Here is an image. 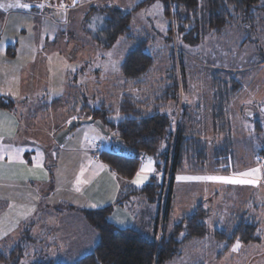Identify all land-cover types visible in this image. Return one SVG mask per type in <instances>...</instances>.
<instances>
[{"label": "rangeland", "instance_id": "rangeland-1", "mask_svg": "<svg viewBox=\"0 0 264 264\" xmlns=\"http://www.w3.org/2000/svg\"><path fill=\"white\" fill-rule=\"evenodd\" d=\"M141 1L98 0L72 9L68 13L60 7H53L56 10L48 11V14L53 17L52 20L48 17L29 14L28 12L32 8L29 0H0V77H3L0 84H5L4 90H8L11 95L17 97L13 111L18 115L21 131L25 137L29 135L34 142L41 144L46 141L47 133H53V124L60 118H68L66 113L69 111L72 101L70 98L67 99L66 95H72L74 92H77L75 94L77 95L82 79L87 82L90 88L95 86L99 88L98 82H96L98 79L100 82L103 81L105 89L111 84L121 83L120 62L125 53L135 45L136 39L144 38L148 40L146 50L152 55L155 63L149 73V82L155 83L158 78L164 75L171 64L170 52L173 50L177 55L175 59L183 64L184 71L182 77L180 73V80L182 81L181 91L183 90L184 100L187 99V95L196 93V98L202 101L204 99L202 95L208 94L207 89L211 88L210 86L213 84V77L220 80L222 76L233 75L241 81L242 87L235 97L238 101L235 104L236 99L234 98V104L230 105L229 103V106L225 108L226 113L231 109L230 106L236 108L232 114V122L230 123L227 119L226 125V127H231L230 132L232 133L230 136L232 143L231 165L236 169H243L244 164L252 162L253 164L244 168L243 171L247 172L255 168H260L262 171L263 168L264 174V155L262 153V150L264 152V19L259 16L261 22L252 24V27H247L238 21L221 35L208 31L205 21L202 20V38L198 43L189 45L179 40L175 24H168L170 18L164 14L161 1L150 0L132 12L131 39L119 37L112 46L100 48L86 33L90 26L93 27L92 22L85 26V20L91 11L90 4L94 6L120 4L127 9L126 11H131ZM17 4L29 5V7H9V5ZM203 5L204 1L199 0V6ZM44 10L45 8L42 10V15H46L43 14ZM65 14H68V23L58 24V20L65 19ZM91 14L97 15L94 12ZM97 17L94 16L92 21L97 20ZM168 25L171 31L166 33ZM167 37L173 42L172 49ZM28 62L30 65L25 67L27 74L23 76L24 86L22 89L19 87L16 90L17 84L13 83L12 77L18 80L21 66ZM99 72H102V76H97ZM15 75L16 77H14ZM7 77L10 78V81H7ZM68 90L70 92H67ZM177 90L179 93V88ZM203 101L199 113L202 128L199 126V129L204 130V133L203 137H199L202 141H211L212 143L209 142V146H211L218 142L219 136H223V133L217 136L210 127L211 118L207 110L210 109L211 103ZM194 112L198 118V109L196 108ZM249 112L253 115H248ZM84 124L78 126H87ZM255 126H259L260 130H256ZM174 128L173 126V133ZM210 131L213 133L210 134ZM85 136L87 140L88 136ZM103 140L109 141V139L100 136L98 143ZM103 142L101 144H104ZM113 144L110 142L101 151ZM159 152L162 159L160 168L154 166L153 161L152 165L155 169L161 170L154 171V175L151 177L164 178L166 181L162 193V203L164 204L166 196L169 197L172 192L175 194V187L172 186L175 172L171 169L174 136L167 144H160ZM165 153L164 160L162 157ZM142 154L145 155L143 152ZM207 156L205 164L209 165L211 153ZM146 159L144 158L143 162L147 161ZM136 160L140 163L141 155ZM258 160L260 162H257ZM86 162L88 161H85V164ZM57 166L62 178L71 181L73 189L83 187L84 181L80 176L75 177V174L78 173L76 166L63 165L61 162ZM186 166L190 170L194 167L191 161L184 160L180 168L182 171H176L180 173L177 176H180L181 172H185L183 170ZM229 172L215 170L216 174H228ZM260 175L261 172L255 177L257 183L252 184L251 188L222 181L199 182V180L190 182L189 187L185 185L180 189L181 196L179 198L191 199L199 194L203 205L207 208L205 215L207 236H210V233L213 234L215 229H225L229 232L237 224L238 217L241 215L257 224L260 238L248 243L234 241L227 250V264H264V176L261 178ZM155 178L154 180H156ZM176 179L175 181H177ZM78 180L80 183H77ZM155 182L158 183L157 180ZM168 182H171V186L169 185L167 190ZM175 186L178 187L177 184ZM166 192L168 193L166 194ZM61 193L60 190L59 194ZM58 199L62 198H52L51 201L57 202ZM72 199L74 203H82V198ZM51 201L46 200V203ZM161 207L163 209V205H160ZM159 213L162 215L161 211ZM49 219L51 218L48 216L41 218L38 214H35L34 218L30 217L27 220L28 223L23 226L25 231L20 239L14 236L15 232L11 235L8 233L0 235V250L2 252L7 253L18 244L21 247V254L17 261H2L0 264H34L38 260L48 259L53 262H61L59 259H62L63 262H70L81 257L83 250H65L58 241L57 246H53V237L47 232L51 226ZM210 238L213 236L211 235ZM208 241L209 239H206V245H209ZM215 242L217 243L216 240ZM237 243H239V247L234 250ZM208 248L211 249V247ZM62 250L63 252L60 253ZM186 252L182 253L183 259H186ZM213 253L211 250L206 251L207 255ZM14 255H18V253ZM171 264H179V261L174 259Z\"/></svg>", "mask_w": 264, "mask_h": 264}, {"label": "trees", "instance_id": "trees-1", "mask_svg": "<svg viewBox=\"0 0 264 264\" xmlns=\"http://www.w3.org/2000/svg\"><path fill=\"white\" fill-rule=\"evenodd\" d=\"M149 1L142 0L131 11H125L113 5L94 6L90 4L91 11L85 20V26L92 22L93 27L90 26L86 33L100 48L112 46L119 37L131 39L132 12ZM160 1L164 14L170 18L168 24H175L179 40L189 45L198 43L202 38V20L205 21L208 31L221 35L238 21L247 27H252V24L261 22L259 16L264 19V0H203L202 7L199 6V0ZM79 5L81 4L79 3L75 7ZM91 12L99 14V16L97 17ZM94 16L98 19L92 21ZM168 31H171L169 25L166 28V33ZM167 39L171 43L172 49L173 42L170 38L167 37ZM147 43L148 40L138 38L135 45L125 53L119 64L121 83L111 84L105 89L101 80L103 85L101 90L98 87L90 88L87 82L82 79L78 94L75 95L77 92H74L72 95H66V98H70L72 101L69 111L66 113L67 117L78 115L82 118L99 119L107 131L122 140L123 146L143 152L144 158H151L154 166L161 165L160 144H167L174 136V155H172L171 161L173 172L180 170L184 160L191 161L196 169L204 166L208 157L207 147L212 148L210 153L213 169L228 171L232 158L230 137L232 133L230 132L231 127H226L225 108L238 94L242 87L241 81L233 75L222 76L220 80L213 77V84L210 86L212 91L209 94L211 100L210 127L217 136L222 133L223 136H219L216 144L209 146L211 141L205 142L200 138L203 137L204 132L199 129V126L202 128L201 117L199 119L201 103L199 102L197 107H191L192 105L185 106L181 101V97L184 99L183 90L181 91L182 81L180 80L184 71L182 62L175 59L177 55L172 50L169 68L155 83H150L148 77L155 63L152 55L146 50ZM97 82L99 84L100 80L98 79ZM177 88H179V93ZM0 108L13 111L15 101L8 96L1 95ZM196 108L199 111L198 118L194 115ZM192 112L194 113L192 114ZM63 119L60 118L57 122ZM173 126L175 127L174 133ZM255 129L260 130V127L255 126ZM112 141L115 142V139ZM96 144L90 149V154ZM262 153L264 155L263 150ZM165 156L166 153L162 157L164 160ZM97 159H100L124 179L132 178L138 165L136 158L122 155L107 147L101 151ZM165 182L162 178L157 183L154 177H151L148 183L142 187L136 188L127 185L118 193L115 200L116 204H120L127 197L136 195L144 196L150 202H158V212L162 213V215L159 213L162 218V232L158 240L155 237L147 238L138 229L121 228L114 225L108 217L111 205L96 209H82L81 212L85 220L98 234V241L93 249L69 263L53 262L48 259L38 260L34 264H164L167 260L179 255L187 242L203 239L206 236L205 215L207 208L203 203H198L191 212L182 215L178 221L164 230V222L170 208V196H166L165 203H162ZM169 185L171 186V182L167 183V190ZM160 205H163V209L160 208ZM244 218L243 215L239 216L237 224L229 232L225 229L213 231L212 236L220 245L218 256L227 252L230 245L236 240L248 243L260 238L257 224ZM20 237L21 235L18 239ZM20 248V244H18L7 253L0 250V262L17 261L21 254ZM17 253L18 255H14Z\"/></svg>", "mask_w": 264, "mask_h": 264}, {"label": "crops", "instance_id": "crops-1", "mask_svg": "<svg viewBox=\"0 0 264 264\" xmlns=\"http://www.w3.org/2000/svg\"><path fill=\"white\" fill-rule=\"evenodd\" d=\"M29 1L32 6L31 10L28 12L29 14L37 17H48L53 20V17L48 14V11L56 9L45 8V13L43 14L46 15H38L35 13L38 9L35 5V1ZM96 1L98 0H81V5L79 6H84L90 2ZM113 6L125 11L127 10L120 4ZM65 17L68 18V14H65ZM57 22L58 24H67L68 20H58ZM29 65L30 63L28 62L21 66V71L18 73L20 76L18 80H15V78L11 76L13 83L17 84L16 90H18L19 87L21 89L23 88V76L27 74L25 67ZM99 75L102 76V72L97 74V76ZM14 77H16V75ZM2 80L3 77H0V83ZM7 81H10L9 77H7ZM98 86L99 89L102 90L103 85L101 82ZM4 88L5 84H0V96L4 95L12 98L16 106L17 97L11 95L8 90L5 91ZM192 90L195 91V89ZM211 91L212 88L207 89L208 94L202 95L204 98L202 101L196 98V93L189 95L186 100L181 97V101L185 106L189 104L190 106L192 105L191 107H197L199 102L201 104L204 103L203 100L211 103L209 98ZM20 99L22 100V98ZM232 100L230 105L234 104V98ZM237 101L236 99L235 104ZM230 107L231 109L227 112V119L231 123L232 114L236 111V108L235 106L233 108L232 106ZM207 112L211 118L209 110H207ZM250 112L248 115L251 114ZM193 113L194 112H192V114ZM76 118L82 117L78 115L72 116L54 123L52 126L53 133H47L45 136L46 141L41 144L34 142L29 135L25 137L21 131L18 115L15 111L0 108V146H7V154L5 151H0V235L3 233L11 235L15 232L14 236L18 239L25 231L23 226L28 223L27 220H29L30 217L34 218L35 214H38L41 218L48 216L51 218L49 219L51 226L48 228L47 232L53 237V246L56 247L58 241L60 246L65 250H83L82 254L84 255L88 253V250L91 251L93 249L98 241V234L95 229L87 223L81 210L96 209L111 205L112 208L108 217L114 225L121 228L132 227L138 229L147 238H159L162 232V218L159 216L158 202H150L144 196L136 195L127 197L120 204H116L115 200L118 193L125 186L142 187L148 183L151 176L154 175V171L161 169H155L152 165L153 171H146L143 173V175L147 176V179L140 184L133 183L137 173L141 172L142 167L148 163L149 159H146L147 161L138 163L132 178L124 179L119 177L100 159L91 157L90 149L93 145L98 143L100 136L105 137V139L108 137L103 136L93 123H86L87 126L85 127L76 126V128H73L67 136L64 137L60 144H57L54 140L56 132L63 128L70 120ZM83 124L84 123L80 125ZM209 133L211 134L212 131ZM85 135L88 136L87 140ZM108 139L109 141L113 140V138L109 137ZM211 150V147H207L206 153L210 154ZM10 155L13 158L10 159ZM38 161L40 166H37ZM85 161L88 162L85 164ZM59 162L63 165L72 164L78 168V173L75 174V177L80 176L84 181V183H82L83 187H75L73 189L71 181H66L62 178L57 166ZM208 164L211 167L205 164L198 169L193 167L190 170L186 166L183 170L185 172L196 171L198 173L186 174L185 172H181V175L177 176L180 173L175 172L174 178L176 179L177 177V181L174 179V182H172V186L175 187V194L172 192L170 195V208L164 222V230H167L172 224L178 221L182 215L191 212L193 207L198 203H202L199 194L191 199L179 198V196H181V187H185V185L189 187V184H191L190 182H198L199 180V182H205V180H207L194 178L226 177V175L227 177L243 179L253 178L240 177L239 175L246 172L243 171V169L252 165V162L244 164L242 166L243 169H236L231 165L229 166L228 171L230 172L228 174H216L215 170L212 168L213 165L211 163ZM178 171L182 170L180 169ZM262 176H264L263 168L259 177L263 178ZM155 179L158 182L160 181L159 177ZM207 181L213 182V180ZM175 184H177L178 187H176ZM240 185L246 188L253 187L251 186L252 184ZM60 190L62 191L61 194H59ZM52 198L62 199H58L57 202H52ZM72 198H82V203H74L72 202ZM46 200H50L51 202L46 203ZM46 212H48V214H46ZM211 235L210 233V236ZM210 236H207L206 233L203 239L187 242L182 247L179 255L167 260L164 264H171L174 259L179 261V264L182 262L184 264H227V252L218 256L217 252L220 250V245H218L213 238H210ZM206 239H209V245H206ZM208 247H211V249ZM209 250L214 253L207 255L206 251ZM184 251H187L186 259H183L182 255ZM62 252L63 250L60 251V253ZM59 260L63 262L62 259Z\"/></svg>", "mask_w": 264, "mask_h": 264}, {"label": "built area", "instance_id": "built-area-1", "mask_svg": "<svg viewBox=\"0 0 264 264\" xmlns=\"http://www.w3.org/2000/svg\"><path fill=\"white\" fill-rule=\"evenodd\" d=\"M35 1V5L37 6V11L35 12L38 15H42V10L44 8L54 9L53 7H60L64 12L68 13L72 8H74L76 5H78L79 0H33ZM114 143L113 145H109L108 148L112 151H115L117 153H120L122 155L130 156L138 158L139 155H141V158L143 160L144 155L142 152H139L137 150H133L131 148L123 146L121 143L115 141H104V144H101L102 142L96 144V146L91 150V155L93 158H98L99 153L109 143ZM98 145H102L99 146Z\"/></svg>", "mask_w": 264, "mask_h": 264}, {"label": "snow or ice", "instance_id": "snow-or-ice-1", "mask_svg": "<svg viewBox=\"0 0 264 264\" xmlns=\"http://www.w3.org/2000/svg\"><path fill=\"white\" fill-rule=\"evenodd\" d=\"M29 7V5H9V7ZM6 148L7 146H0V151H5L6 152ZM9 158H13L11 155L9 156ZM152 160L151 158H149L148 163L146 165H144L141 169V172L137 173L136 179L133 181V183L135 184H140L142 183L145 179H147L146 175H143L144 172L146 171H153L154 169L152 168ZM37 166L39 165V161L37 162ZM83 172V169H82ZM261 172L260 168H255V169H250L247 172L241 173L239 174L240 177H253L251 179H243V178H237V177H196L194 179H207V180H213V181H222L225 183H233V184H253L255 185L257 183V179L255 177L258 176V174ZM77 183H80V181L78 180ZM239 247V243H237V245L234 246V250L236 248Z\"/></svg>", "mask_w": 264, "mask_h": 264}, {"label": "water", "instance_id": "water-1", "mask_svg": "<svg viewBox=\"0 0 264 264\" xmlns=\"http://www.w3.org/2000/svg\"><path fill=\"white\" fill-rule=\"evenodd\" d=\"M82 123H93L99 130L100 132L105 135V136H109L113 139H115V141L121 143L122 140L120 138H117L113 133H110L109 131H107L104 128L103 123L99 120V119H94L92 117H88V118H76V119H72L70 120L63 128H61L60 130H58L54 136V140L57 144H60L62 142V140L64 139V137L67 136V134L76 126L82 124Z\"/></svg>", "mask_w": 264, "mask_h": 264}]
</instances>
